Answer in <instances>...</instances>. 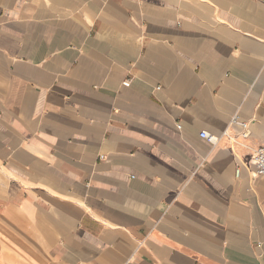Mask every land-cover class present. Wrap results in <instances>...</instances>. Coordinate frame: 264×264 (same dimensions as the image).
Instances as JSON below:
<instances>
[{"label":"crops","instance_id":"obj_1","mask_svg":"<svg viewBox=\"0 0 264 264\" xmlns=\"http://www.w3.org/2000/svg\"><path fill=\"white\" fill-rule=\"evenodd\" d=\"M262 145L264 0H0V264H264Z\"/></svg>","mask_w":264,"mask_h":264},{"label":"built area","instance_id":"obj_2","mask_svg":"<svg viewBox=\"0 0 264 264\" xmlns=\"http://www.w3.org/2000/svg\"><path fill=\"white\" fill-rule=\"evenodd\" d=\"M200 136L211 144L216 143L217 138L209 133L200 132ZM252 163L254 165V172H252L251 178L260 177L264 180V145L257 147L253 151Z\"/></svg>","mask_w":264,"mask_h":264}]
</instances>
